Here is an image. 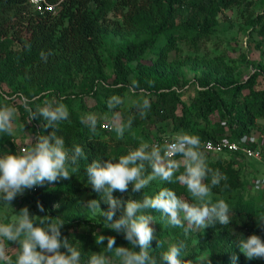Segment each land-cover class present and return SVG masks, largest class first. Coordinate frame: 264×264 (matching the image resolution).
I'll return each instance as SVG.
<instances>
[{
  "label": "trees",
  "instance_id": "16d2710c",
  "mask_svg": "<svg viewBox=\"0 0 264 264\" xmlns=\"http://www.w3.org/2000/svg\"><path fill=\"white\" fill-rule=\"evenodd\" d=\"M47 1L57 2L54 12H39L28 0H0V95L16 98L14 103L19 109L21 123L31 127L32 138L36 134H50L51 129L43 127L42 118L30 121L20 98L30 99L33 94L51 89L55 97L62 96L65 101L69 95L61 93L73 87L79 74L85 76L81 82L85 90L71 97L80 102L84 97H92L98 111L111 113L107 100L112 95H121L125 97V104L117 110L125 119L130 114L135 116L134 131L125 132L124 138L117 139L105 137L103 134L112 131L99 126L98 134L93 135L80 123L74 110L68 108L69 120L60 124L57 135L63 137L69 148L80 145L87 160L80 162V172L70 179L45 182L35 190H27L34 204L37 206L39 202L45 209L39 216L61 217L65 221L62 236L78 247L77 241L80 242L82 260L86 262L92 252L102 251L107 245V240L103 245H97L93 233L115 237V246H130L123 234L103 227V217L90 218L88 209L80 216L77 195L82 191L87 192L86 199L100 200L103 210L108 207L87 183L83 168L88 163L97 158H118L138 147L141 140L162 144L165 138L181 130L198 135L201 141L221 138L237 141L243 134H264L257 125V120L264 118V85L257 86L260 73L239 81L212 72L211 67L208 72L195 73L192 80L180 82L173 75L177 66L168 68L166 64L167 50L176 39L206 34L218 23L220 11L240 0ZM259 2L261 12L249 22L264 37V0ZM109 12L120 18L109 20ZM14 44L17 48H13ZM108 67L107 75L104 70ZM133 80L151 94L148 97L151 108L143 118L132 107L134 101L141 99L139 95L129 94L128 87ZM114 85L122 86L116 88ZM84 104L80 103L83 110ZM138 127L142 139L136 137ZM9 139L0 134V154L14 153ZM227 154L230 156L223 160L222 156ZM206 155L209 166L227 176L226 181L213 189V201L224 199L232 214V223L227 227L217 223L200 232L209 264H261L264 259L248 260L234 243L240 235L246 238L256 234L264 239V228L258 226L254 218L258 210H264V191H256L250 186L256 175L246 180L241 173L245 166L243 160L251 158L226 151ZM206 182H210V178ZM162 187L190 199L182 185L159 180L137 193L132 192L130 185L128 192L132 199L139 200L144 194L155 195ZM245 189L252 193L247 198L242 195ZM113 195L125 201L121 192L116 191ZM56 204L59 206L55 207ZM120 214L121 210H118L117 218ZM149 214L154 217L150 222L155 236L151 242L152 255L159 258L169 243L186 239L188 247L182 258H192L193 247L187 242L188 237H184L183 230L172 226L166 230L162 228L165 222L159 212L149 210ZM159 240L165 242L163 247L158 248ZM234 256L238 257L235 262Z\"/></svg>",
  "mask_w": 264,
  "mask_h": 264
},
{
  "label": "clouds",
  "instance_id": "9594fccd",
  "mask_svg": "<svg viewBox=\"0 0 264 264\" xmlns=\"http://www.w3.org/2000/svg\"><path fill=\"white\" fill-rule=\"evenodd\" d=\"M128 91L141 97L133 102L132 107L136 108L141 118L145 117L151 108L148 98L151 94L140 88L135 80ZM45 96L48 98L41 99ZM15 99L0 95V134L13 138L17 135L16 121L19 115ZM20 99L29 120L42 118L45 122L43 127L51 129V132L47 135L36 134L27 146L14 153L7 151L0 154V204L12 210L11 216L5 214L0 218V264H200L204 258L195 261L182 258L188 247L186 239L169 243L159 258L152 255L151 242L155 236L150 222L154 217L149 210L159 212L161 220L167 225L181 228L185 238L191 232L204 231L217 223L223 227L232 223L229 204L224 199L213 201V189L226 181L227 176L209 166L198 135L181 130L165 138L162 144L141 140L138 147L128 150L127 154L118 158H97L83 168L87 183L108 206L107 210H103L100 200L91 199L84 207L92 217H103V227L123 234L130 245L115 246V237L93 233L97 245H103L105 240L107 245L102 251L92 252L86 262L83 261L80 242L77 241L78 247L62 236L65 221L61 217L31 215L27 206L15 213L11 207V202L26 190L42 186L45 182L70 179L80 172V162L87 160L80 145L69 148L63 137L57 135L60 124L68 121L70 116L63 102L64 97H55L49 89L33 94L30 99ZM124 104L125 97L112 95L107 100V108L112 115L106 125L101 124L95 113L81 115L80 123L93 135L98 134V126H106L115 132L117 139H122L135 120L134 115L130 114L125 119L116 111ZM209 178L210 182H206ZM156 180L182 185L190 199L178 196L168 187L160 188L153 196L144 194L139 200L122 201L113 195L116 191L127 192L130 185L133 193L140 192ZM261 187H264V179L256 181V190ZM37 208L40 212L45 211L39 202ZM118 210H121V214L117 218ZM254 218L258 226L264 228V210H258ZM10 243L17 245L15 259L9 255ZM164 243L159 240L158 248L163 247ZM234 243L248 260L264 259V239L259 235L251 234L246 238L240 235ZM236 259L238 257L234 256L233 261Z\"/></svg>",
  "mask_w": 264,
  "mask_h": 264
},
{
  "label": "rangeland",
  "instance_id": "374dc122",
  "mask_svg": "<svg viewBox=\"0 0 264 264\" xmlns=\"http://www.w3.org/2000/svg\"><path fill=\"white\" fill-rule=\"evenodd\" d=\"M260 0H240L236 2L230 8H224L218 14V23L208 31L206 34L191 38L180 36L181 38L176 39L167 50L166 60L168 63V68H172L175 64L177 69L173 72V75L178 77L179 81L182 82L184 79L192 80L195 73L208 72L211 67L212 72L220 73V75L225 74L224 76L232 77L236 80L242 81L247 79L253 74L260 73L257 76L258 87L264 85V37H262L257 32V27L251 25L249 22L252 20L259 12H261ZM109 20H118L120 17L115 16L113 12L108 13ZM178 19H176L177 21ZM117 40V38H115ZM13 48H17V45L14 44ZM132 64H135L133 61ZM110 68H106L104 73L108 75ZM85 78L84 75H77L75 77L73 87L66 93H61L63 95L68 94L69 97L67 100L63 101L68 108L74 110L77 116L80 118L81 115L86 113H95L100 122L108 123V120L111 118L112 113H105L101 110L98 111L95 107V101L92 97H84L85 99L81 100L83 102L85 109L80 108V100L73 96V94L83 93L85 86H81L82 80ZM41 93V92H40ZM39 94V93H36ZM48 97H41V99H47ZM118 111V110H116ZM107 118V119H106ZM17 135L13 138L10 137L9 142L14 147V152L18 151L21 146H27L32 135V130L30 126H24L21 123L20 117H17ZM257 125L264 130V118L257 120ZM137 128L136 137L143 138L142 134L138 131ZM134 129L131 128L126 132H133ZM255 132H258L256 130ZM261 132V131H260ZM105 137L114 136L116 134L114 131L106 132ZM113 139V138H112ZM6 148L9 150L10 147L6 144ZM209 158L208 155H206ZM230 155H223L222 159L227 160ZM234 157L233 155H231ZM245 166L242 169V177L246 180H249L251 176L264 172L262 168L255 160H243ZM259 173H258V172ZM125 197V201L132 199L131 193L124 192L122 193ZM252 194L248 190H244L242 195L244 198H247ZM77 200L80 205V216L82 217L87 209L84 207L88 201L87 192L82 191L77 195ZM255 197V195L253 196ZM183 198V196H182ZM27 206L31 215H40V211L37 206L34 204V201L29 196L28 191L26 190L23 195L17 196L12 202L11 207L15 213H18L19 210ZM57 207V204L55 205ZM5 214L11 216L12 210L5 209L2 204H0V218ZM90 218L96 219L98 216ZM170 225L163 223L162 228L169 230ZM200 231L191 232L187 242L193 247L192 258L190 260H199L204 258L205 260L201 261L200 264H209L205 241L200 237ZM17 245L10 243L9 245V255L15 259V247Z\"/></svg>",
  "mask_w": 264,
  "mask_h": 264
},
{
  "label": "built area",
  "instance_id": "2783aa9c",
  "mask_svg": "<svg viewBox=\"0 0 264 264\" xmlns=\"http://www.w3.org/2000/svg\"><path fill=\"white\" fill-rule=\"evenodd\" d=\"M28 2L39 12H54L57 5V2H49L47 0H28ZM101 124L106 125L107 123L102 122ZM102 128L108 129L106 126ZM202 144L205 153L221 151L241 153L246 155V157L255 160L262 168H264V134H243L237 141L229 138H221L217 141L207 139L203 140ZM21 147H24V145ZM258 179H264V172L259 173V175L252 180L250 186L254 190H256V181ZM32 190H35V188ZM256 191H264V187H261L260 190Z\"/></svg>",
  "mask_w": 264,
  "mask_h": 264
},
{
  "label": "crops",
  "instance_id": "0c3cea01",
  "mask_svg": "<svg viewBox=\"0 0 264 264\" xmlns=\"http://www.w3.org/2000/svg\"><path fill=\"white\" fill-rule=\"evenodd\" d=\"M261 264H264V261H262Z\"/></svg>",
  "mask_w": 264,
  "mask_h": 264
}]
</instances>
